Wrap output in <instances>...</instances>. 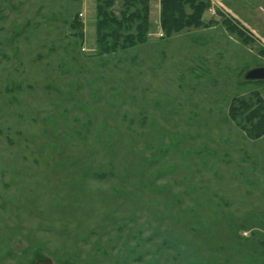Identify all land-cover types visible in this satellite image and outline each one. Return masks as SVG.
I'll list each match as a JSON object with an SVG mask.
<instances>
[{
    "label": "rangeland",
    "instance_id": "rangeland-1",
    "mask_svg": "<svg viewBox=\"0 0 264 264\" xmlns=\"http://www.w3.org/2000/svg\"><path fill=\"white\" fill-rule=\"evenodd\" d=\"M205 1L168 38L149 0L147 42L106 53L98 0H0V264H264V136L230 116L264 102V15Z\"/></svg>",
    "mask_w": 264,
    "mask_h": 264
},
{
    "label": "trees",
    "instance_id": "trees-1",
    "mask_svg": "<svg viewBox=\"0 0 264 264\" xmlns=\"http://www.w3.org/2000/svg\"><path fill=\"white\" fill-rule=\"evenodd\" d=\"M98 1L96 34L98 47H103L102 52L108 53L112 49H125L147 42L150 31L149 0H123L126 11L121 18L116 17L113 11L109 10L116 0H105L104 4V0ZM137 4H140L141 9L137 8L135 12L129 13V9ZM209 6L210 3L205 0H161L160 24L164 36L170 38L173 34L180 33L186 28L205 27L203 15ZM186 8H190L192 13H188ZM225 25L229 32L238 34L245 42L251 41L233 21L227 19ZM114 26H116V30H113ZM134 26L136 34L122 36L119 33L121 30L132 29ZM71 27L77 30V36L84 37V25L78 17ZM110 37L116 40L114 44H110L111 47L108 41ZM121 39L122 41H120ZM254 95L257 97V103H260L259 106H255L254 103L252 105L250 100H235L230 107V116L234 121H238L243 116L244 127H247L250 136L259 139L264 136V102L260 93L257 92ZM97 177L105 178L106 175L101 174Z\"/></svg>",
    "mask_w": 264,
    "mask_h": 264
},
{
    "label": "water",
    "instance_id": "water-1",
    "mask_svg": "<svg viewBox=\"0 0 264 264\" xmlns=\"http://www.w3.org/2000/svg\"><path fill=\"white\" fill-rule=\"evenodd\" d=\"M245 78L249 81H264V67H258L248 71Z\"/></svg>",
    "mask_w": 264,
    "mask_h": 264
},
{
    "label": "built area",
    "instance_id": "built-area-1",
    "mask_svg": "<svg viewBox=\"0 0 264 264\" xmlns=\"http://www.w3.org/2000/svg\"><path fill=\"white\" fill-rule=\"evenodd\" d=\"M218 1V2H217ZM219 1H223V0H211V10H213L215 13V8L213 5H216L215 2H217V4H220ZM254 3L256 4L257 6V10L262 14L264 15V0H253ZM161 37L164 36V33L163 31L160 32L159 34Z\"/></svg>",
    "mask_w": 264,
    "mask_h": 264
},
{
    "label": "crops",
    "instance_id": "crops-1",
    "mask_svg": "<svg viewBox=\"0 0 264 264\" xmlns=\"http://www.w3.org/2000/svg\"><path fill=\"white\" fill-rule=\"evenodd\" d=\"M158 9H160V14H161V0H158ZM159 23H160V19H159ZM159 28H160V30L162 31V29H161V24H159V26H158Z\"/></svg>",
    "mask_w": 264,
    "mask_h": 264
}]
</instances>
